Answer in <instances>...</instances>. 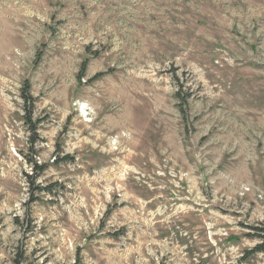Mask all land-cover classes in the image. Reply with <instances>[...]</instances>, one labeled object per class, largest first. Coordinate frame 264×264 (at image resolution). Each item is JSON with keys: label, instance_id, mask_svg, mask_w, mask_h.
Listing matches in <instances>:
<instances>
[{"label": "rangeland", "instance_id": "rangeland-1", "mask_svg": "<svg viewBox=\"0 0 264 264\" xmlns=\"http://www.w3.org/2000/svg\"><path fill=\"white\" fill-rule=\"evenodd\" d=\"M0 264H264V0H0Z\"/></svg>", "mask_w": 264, "mask_h": 264}, {"label": "bare ground", "instance_id": "bare-ground-1", "mask_svg": "<svg viewBox=\"0 0 264 264\" xmlns=\"http://www.w3.org/2000/svg\"><path fill=\"white\" fill-rule=\"evenodd\" d=\"M86 113V112H85ZM122 135V134H121ZM121 139V138H120Z\"/></svg>", "mask_w": 264, "mask_h": 264}]
</instances>
